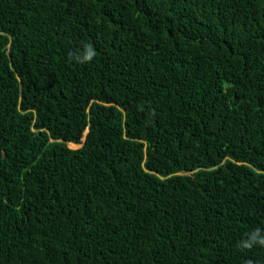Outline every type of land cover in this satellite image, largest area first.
Masks as SVG:
<instances>
[{
	"label": "trees",
	"instance_id": "16d2710c",
	"mask_svg": "<svg viewBox=\"0 0 264 264\" xmlns=\"http://www.w3.org/2000/svg\"><path fill=\"white\" fill-rule=\"evenodd\" d=\"M256 227L264 0H0V264H264Z\"/></svg>",
	"mask_w": 264,
	"mask_h": 264
},
{
	"label": "clouds",
	"instance_id": "9594fccd",
	"mask_svg": "<svg viewBox=\"0 0 264 264\" xmlns=\"http://www.w3.org/2000/svg\"><path fill=\"white\" fill-rule=\"evenodd\" d=\"M97 56V51L93 44H84L78 52L69 53V60L77 64L90 63ZM84 135V133H83ZM255 246L264 247V228L256 227L244 233L243 238L237 243V248L241 251L250 250ZM246 264H252L246 261Z\"/></svg>",
	"mask_w": 264,
	"mask_h": 264
},
{
	"label": "rangeland",
	"instance_id": "374dc122",
	"mask_svg": "<svg viewBox=\"0 0 264 264\" xmlns=\"http://www.w3.org/2000/svg\"><path fill=\"white\" fill-rule=\"evenodd\" d=\"M84 132L86 133V130ZM85 133H84V135H85ZM67 144H68V146H70L72 148H76V147H79L81 145V144H75V143H72V142H68Z\"/></svg>",
	"mask_w": 264,
	"mask_h": 264
},
{
	"label": "water",
	"instance_id": "95a60500",
	"mask_svg": "<svg viewBox=\"0 0 264 264\" xmlns=\"http://www.w3.org/2000/svg\"><path fill=\"white\" fill-rule=\"evenodd\" d=\"M85 133V132H84Z\"/></svg>",
	"mask_w": 264,
	"mask_h": 264
}]
</instances>
